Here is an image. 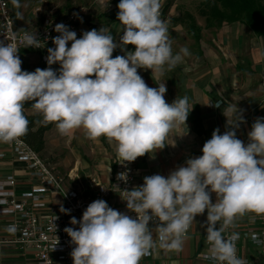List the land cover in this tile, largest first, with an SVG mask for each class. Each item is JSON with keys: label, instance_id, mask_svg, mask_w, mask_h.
Wrapping results in <instances>:
<instances>
[{"label": "clouds", "instance_id": "1", "mask_svg": "<svg viewBox=\"0 0 264 264\" xmlns=\"http://www.w3.org/2000/svg\"><path fill=\"white\" fill-rule=\"evenodd\" d=\"M13 4L20 7L19 0ZM117 7L123 30L119 44L106 27L77 38L75 31L57 23L59 35L52 38L55 48L47 49L46 69L22 70L18 45L0 41V142L10 143L28 132L25 104L32 102L34 112L61 135L82 129L90 140L105 137L124 166L146 154L154 156L169 139L174 146L173 137L186 126L193 106L187 96L168 103L163 77L190 52L186 47L173 52L167 24L160 18L161 0H119ZM20 43L24 48L42 47L36 33L27 30ZM127 45L135 50L113 58L117 47L123 51ZM56 63L58 73L51 68ZM138 69L151 70L158 87H149ZM207 105L218 108L221 102ZM223 115L226 131L215 129L202 155L188 158L167 177L145 176L141 186L122 191L135 218L102 199L91 202L80 220L72 217L70 224H78V230L64 231L74 245L73 264H140L157 248L179 253L195 218L205 212L206 258L216 264H248L237 256L239 233H226L239 218L250 215L254 222L264 216V118L253 122L245 144L237 138V129L246 123L244 110L227 103ZM117 179L127 183L128 171ZM60 211L69 213L63 206ZM150 222L156 226L150 228ZM251 239L264 243L256 233Z\"/></svg>", "mask_w": 264, "mask_h": 264}, {"label": "crops", "instance_id": "2", "mask_svg": "<svg viewBox=\"0 0 264 264\" xmlns=\"http://www.w3.org/2000/svg\"><path fill=\"white\" fill-rule=\"evenodd\" d=\"M191 1L199 5V2ZM98 2L102 3V0ZM118 2L119 0L110 18L105 12L103 16H98L100 20L106 18L108 20H101V23L96 20L93 23L94 29L99 31L106 27L111 34L118 37L117 41H120L123 35L122 25L119 21L111 22V18L118 14ZM164 3L163 0L162 7ZM180 3L181 0H177L167 16L168 20L176 24L169 28L168 32L173 52L176 53L182 47H186L190 55L174 70L165 73L163 77L167 87L165 100L172 103L177 97L187 96L193 108L188 115L186 126L181 125L176 131V136L173 137L174 146L169 139L166 142L169 145L156 151L154 156L146 154L135 160L137 169L135 187L143 184L145 176L160 174L167 177L171 171L184 165L188 158L202 155V147L211 139L213 131L217 128L220 129V134L226 131L224 104H236L239 109L244 110L246 123L237 129V138L245 144L248 143L247 134L252 126L250 121L264 115V65L258 43L264 39L257 38L250 29L239 23L222 24L220 28L200 29L195 22L200 29L196 40L188 32L185 15L189 14L196 21L195 17L187 12L182 16H176V9ZM11 13L13 17V12ZM31 14L29 12L25 27L21 28H18L16 18H13L17 30H31L36 27L37 20ZM175 17L177 18L174 19ZM199 18L204 19L200 16ZM93 19L89 17V21ZM119 25L121 26L118 27ZM126 51L125 47L118 53L124 55ZM138 72L149 87H158L152 79L151 70L138 69ZM210 101L213 103L220 101L221 105L218 108L209 106L207 104ZM39 157L55 175L64 179L66 190L76 189L79 186L78 182L85 185L93 177L103 184H108L115 171V146L103 136L97 140L88 139L82 129L61 135L54 125L45 134L44 149ZM8 177L14 178L15 185L4 190L13 191L16 196L34 190H44L45 208L40 212L42 218L60 212L59 195L44 188L37 179L31 178L25 164L18 161L13 154L11 146L0 142V182ZM211 198L215 202L214 193L211 194ZM113 202L114 200H110V203ZM206 218L207 212L195 218L182 251L165 252L157 248L151 255L143 257L140 264H205L199 255L206 251V232L202 227ZM10 222V217L0 215V264H37L31 250L23 251L13 243L16 233L6 228ZM236 222L242 231L255 233L260 228V216L255 217L254 222L250 215L239 218ZM155 226L149 225L150 228ZM239 254L252 264H264L258 256V250L246 241L240 244Z\"/></svg>", "mask_w": 264, "mask_h": 264}, {"label": "built area", "instance_id": "3", "mask_svg": "<svg viewBox=\"0 0 264 264\" xmlns=\"http://www.w3.org/2000/svg\"><path fill=\"white\" fill-rule=\"evenodd\" d=\"M162 4L163 0H161L160 8L161 20L163 17ZM31 12L37 20V25L34 29L27 31L36 33L41 40L42 47L40 48H24V45L20 43V36L23 31H19L15 27L10 1L0 0V41L5 44L8 41L16 43L20 48L17 53L19 57H21L23 51L28 50L36 53L43 63H47V49L55 48L52 38L59 35L54 30L57 23H63L69 27V30L75 31L77 38H81L83 32L94 29L93 21L84 22L82 12L73 10L65 14L59 13L48 7L45 0H35ZM14 34L16 36L15 40H13ZM70 46L71 42L68 44V47ZM258 117L264 118V115L256 118ZM256 118L250 121L251 125ZM8 144L11 146L17 160L25 164L28 175L37 179L50 192L59 195L61 200L60 209L63 206L69 210L68 214L60 211L58 214H48L42 218L40 212L45 208L43 189L16 196L13 191L4 190L6 187H14L15 180L13 177H8L0 182V215L11 218V222L7 224L6 228L8 229L10 226L15 228L13 232L16 233V239L13 240V243L17 244L23 251L31 250L37 264H73L70 253L74 245L71 244V238L64 231V228L73 227L78 230V224H70L71 218L75 217L80 220L87 206L97 199H102L107 202L109 207L135 218L136 214L126 208V202L121 198L123 190H131L136 185L137 169L135 161L124 166L119 164L120 161L116 156L115 171L108 184H103L93 177L85 185L78 182L79 186L76 189L66 190L63 184L64 179L55 175L44 160H41L38 154L31 151L22 141L17 138ZM125 171H128L127 183L117 179V175ZM102 188L104 189L102 190ZM110 200H114V202L110 203ZM149 225H155V223L150 222ZM233 231L239 233V240L236 242L237 256L243 258L239 254V246L246 241L258 250V256L264 262V243H254L251 239L252 232L242 231L237 222L236 227L229 228L226 234ZM255 233L258 234L260 240L264 241V216H260V228ZM208 247L206 243V251L200 254L199 258L205 264H216V262L206 258ZM246 260L248 264H252L248 259Z\"/></svg>", "mask_w": 264, "mask_h": 264}, {"label": "trees", "instance_id": "4", "mask_svg": "<svg viewBox=\"0 0 264 264\" xmlns=\"http://www.w3.org/2000/svg\"><path fill=\"white\" fill-rule=\"evenodd\" d=\"M177 0H164L162 8L163 18L168 15ZM199 2L198 15L205 19V27L220 28L222 24L239 23L248 29L257 37L264 39V0H194ZM119 3V2H118ZM118 5V4H117ZM188 22L187 29L194 39H198V32L194 19L185 15ZM165 21V19H162ZM118 21L117 15L111 18V22ZM127 52L134 51L133 45L126 46ZM121 48H117L113 58ZM23 52L34 53L28 50ZM48 68V67H46ZM24 70V69H22ZM32 102L25 104V115L29 120L28 132L19 137L31 151L40 154L44 149L45 134L54 126L52 123H45L42 115L34 112L31 108Z\"/></svg>", "mask_w": 264, "mask_h": 264}, {"label": "rangeland", "instance_id": "5", "mask_svg": "<svg viewBox=\"0 0 264 264\" xmlns=\"http://www.w3.org/2000/svg\"><path fill=\"white\" fill-rule=\"evenodd\" d=\"M9 1H10V9L13 12V18L14 17L16 18L17 26H19L18 28L25 27L27 16L29 12L32 11L33 3L35 0H19L20 7H16L13 4V0H9ZM45 1L47 2V6L53 8L54 10H56V12L65 14L73 10H77L83 13V19L85 23L89 22L90 16L94 18L93 22H96L97 20V22L101 23L102 19L100 20L98 16L100 15L103 16L105 12V14L106 15L108 14V17L110 18V14L112 15L114 14V11H115L114 8L118 0H109L108 7L105 6L106 1L99 3L98 0H45ZM198 9H199L198 3L192 2L191 0H181V3L178 9H176V13H177L176 16L178 17L182 16L184 12L190 13L191 15L195 17L196 19L195 22L200 27V29H203V28L205 29V21L204 19L199 18L197 14ZM167 16L168 15H166L165 18L162 17V19H165V22L168 21L166 22V24L169 30V28L174 27L176 24L172 20H168L169 17ZM176 18L177 17H175L174 19ZM105 20H108V19L106 18V19H103L102 21H105ZM120 26L121 25H119L118 27ZM184 30H186V27H184ZM112 36L115 42L119 44L120 41H117L118 37L114 34H112ZM258 43H259V47L262 53V65H264V40L258 41ZM189 44L192 45L191 42ZM114 53H115V50L113 52V55ZM117 55H120V53H116V56ZM20 59L22 61L21 67L25 71L33 72L35 71L36 68L46 69V67H49L47 63H43L41 61L40 57L36 53L22 52ZM51 68L57 71L58 73L60 65L56 63V64L51 65Z\"/></svg>", "mask_w": 264, "mask_h": 264}]
</instances>
